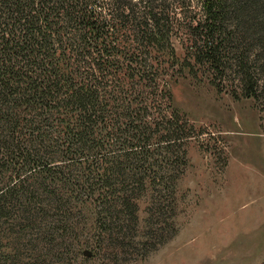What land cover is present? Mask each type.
<instances>
[{
  "label": "trees",
  "instance_id": "trees-1",
  "mask_svg": "<svg viewBox=\"0 0 264 264\" xmlns=\"http://www.w3.org/2000/svg\"><path fill=\"white\" fill-rule=\"evenodd\" d=\"M199 4L197 17L185 0H0V220L20 200L21 214L71 207L44 183L56 178L96 195L116 244L136 219L132 194H155L156 217L170 209L194 130L163 77L204 66L218 90L227 79L234 98L264 103V0Z\"/></svg>",
  "mask_w": 264,
  "mask_h": 264
},
{
  "label": "rangeland",
  "instance_id": "rangeland-1",
  "mask_svg": "<svg viewBox=\"0 0 264 264\" xmlns=\"http://www.w3.org/2000/svg\"><path fill=\"white\" fill-rule=\"evenodd\" d=\"M185 1L200 16L199 0ZM170 9L177 13L176 1ZM186 39L180 31L172 41L180 59ZM163 79L172 107L194 130L170 209L156 217L155 194H132L136 219L116 244L95 221V194L44 179L71 207L29 204L21 214L27 204L14 202L9 220H0V264H264V103L234 98L227 79L218 90L204 66ZM159 228L162 235L151 237Z\"/></svg>",
  "mask_w": 264,
  "mask_h": 264
}]
</instances>
